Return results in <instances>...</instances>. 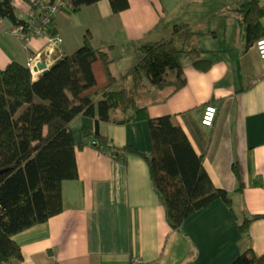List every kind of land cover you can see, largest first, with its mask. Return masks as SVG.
<instances>
[{
    "label": "crops",
    "instance_id": "crops-1",
    "mask_svg": "<svg viewBox=\"0 0 264 264\" xmlns=\"http://www.w3.org/2000/svg\"><path fill=\"white\" fill-rule=\"evenodd\" d=\"M34 1L33 9L40 12V2L56 0ZM239 1L130 0L122 11H115L110 0L77 11L64 3L49 25L52 31L44 28L28 37L14 32L12 22L0 16V74L13 59L55 62L84 42L88 28L95 38L116 43L112 65L133 50L132 60L117 63L122 73L138 58L136 45L159 40L176 21H190L212 65L202 70L192 54L184 53L187 83L170 96L168 90L153 87L141 98L154 115L176 114L204 153L216 184L231 192L235 208L217 197L191 213L182 229L172 227L147 159L134 151L127 160L119 159L100 148L83 129L94 128L95 117L79 114L71 124L80 176L64 180L62 211L17 233L23 264H132L137 255L144 264H229L248 247L264 250V56L256 42L246 45L235 9ZM15 4L29 18L31 1ZM261 19L264 24V15ZM54 32L62 35L61 43L50 40ZM210 102L218 105L213 125L203 123ZM100 127L112 146L131 143L143 151L153 146L146 118L103 122ZM245 210L261 213L251 221L250 239L239 227Z\"/></svg>",
    "mask_w": 264,
    "mask_h": 264
},
{
    "label": "trees",
    "instance_id": "trees-1",
    "mask_svg": "<svg viewBox=\"0 0 264 264\" xmlns=\"http://www.w3.org/2000/svg\"><path fill=\"white\" fill-rule=\"evenodd\" d=\"M30 1L32 8L36 7L37 2ZM62 1L77 11L98 0ZM110 1L115 11L130 6V0ZM235 9L246 45L257 43L264 36V2L240 0ZM0 16L28 32L34 27L33 18L41 20L37 11L29 18L21 16L15 0H0ZM196 33L190 21H176L159 40L136 45L138 58L122 73L112 68L116 43L100 40L97 44L91 28L77 49L37 77L29 63L18 59L8 62L0 74V264H23L24 251L17 233L63 210V182L80 176L71 124L79 114L95 117L96 126L83 129L100 148L110 149L119 159L127 160L131 151L147 159L172 227L182 229L191 213L217 197L224 198L235 211L231 192L216 184L204 153L196 149L176 114L154 115L141 98L153 87L168 90L170 96L187 83L184 53L192 54L194 64L202 70L212 65L213 59L204 55L207 49L196 42ZM142 118L150 124V151L131 143L122 148L112 146L110 136L100 127L103 122ZM235 168L241 177L238 163ZM259 216L261 213L245 210L239 227L247 239L251 238V221ZM229 264H264V250L248 247Z\"/></svg>",
    "mask_w": 264,
    "mask_h": 264
},
{
    "label": "built area",
    "instance_id": "built-area-1",
    "mask_svg": "<svg viewBox=\"0 0 264 264\" xmlns=\"http://www.w3.org/2000/svg\"><path fill=\"white\" fill-rule=\"evenodd\" d=\"M41 10H40V16L41 20H37L33 18V23L34 27L30 32L24 31L21 26H13L11 29L18 33L22 37H28L32 35V33L35 32H41L44 28H46V25L50 23L52 20L53 16L61 9V7L64 5V2L60 0L59 2H41ZM38 12V10H36ZM35 9L31 8L30 13L31 16L36 15ZM32 26V25H31ZM63 37L62 35L59 34H52L50 37V40L53 43H61ZM258 48L260 50L261 55L264 56V36L260 37L257 41ZM37 61H31L30 66L32 69V73L34 77H37L39 75L40 69L35 68V64ZM217 111H218V105L215 103H208L205 107L204 114H203V123L207 125H213L217 116ZM97 141L94 140V143ZM132 264H144V259L141 255H137L134 257Z\"/></svg>",
    "mask_w": 264,
    "mask_h": 264
},
{
    "label": "rangeland",
    "instance_id": "rangeland-1",
    "mask_svg": "<svg viewBox=\"0 0 264 264\" xmlns=\"http://www.w3.org/2000/svg\"><path fill=\"white\" fill-rule=\"evenodd\" d=\"M82 28V27H81ZM88 30V29H87ZM86 30V31H87ZM166 34V33H165ZM101 40V38H95V42L97 43V44H101V42H99ZM80 46V45H79ZM131 51H133V50H130V53H128V55L127 56H124L122 59H120L119 61L118 60H116L117 62L116 63H114L113 65H112V68H113V71H115L116 73H118V71H117V67H118V64L117 63H119V62H121L122 64H125L126 62H129V60H132V58H133V56H135L136 54H134L133 52L131 53ZM118 54V53H117ZM133 55V56H132ZM134 60V59H133ZM115 61V60H114ZM113 61V62H114ZM157 89L159 90L160 88H158L157 87ZM160 91V90H159ZM94 142V141H93Z\"/></svg>",
    "mask_w": 264,
    "mask_h": 264
},
{
    "label": "water",
    "instance_id": "water-1",
    "mask_svg": "<svg viewBox=\"0 0 264 264\" xmlns=\"http://www.w3.org/2000/svg\"><path fill=\"white\" fill-rule=\"evenodd\" d=\"M54 62H52L51 64L48 63V61L46 59H43V58H39L37 60V63L35 64V68L36 69H40L41 73H44L48 70V68L53 64Z\"/></svg>",
    "mask_w": 264,
    "mask_h": 264
}]
</instances>
